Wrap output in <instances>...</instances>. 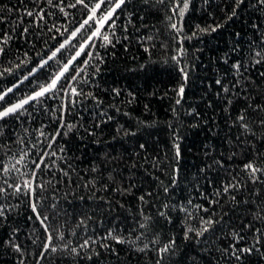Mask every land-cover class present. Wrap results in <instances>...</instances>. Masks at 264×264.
<instances>
[{
    "label": "trees",
    "instance_id": "1",
    "mask_svg": "<svg viewBox=\"0 0 264 264\" xmlns=\"http://www.w3.org/2000/svg\"><path fill=\"white\" fill-rule=\"evenodd\" d=\"M97 2L0 0V264H264V0Z\"/></svg>",
    "mask_w": 264,
    "mask_h": 264
},
{
    "label": "snow or ice",
    "instance_id": "2",
    "mask_svg": "<svg viewBox=\"0 0 264 264\" xmlns=\"http://www.w3.org/2000/svg\"><path fill=\"white\" fill-rule=\"evenodd\" d=\"M125 2H126V0H115L114 5L111 7V10L107 11V13L105 15H102L100 17L98 23L102 26L105 21L109 20L113 16V13L115 12V10L120 8ZM159 2L163 3V0H159ZM76 3L84 5V7H88V5L85 3V0H76ZM105 3L113 4V0H98V2L95 3V5L90 9V11L93 15H90L88 17V20H85L84 23L88 24L89 20L94 19V14L97 12V10L101 9L102 4H105ZM186 8H187V3L184 4V9H186ZM184 9L180 10L181 15L183 14ZM28 15H32V13L29 12ZM81 27H83V25ZM172 27L175 28L176 25L173 24ZM77 31H79V29ZM72 35L75 36L76 33H72ZM92 35L93 36L100 35V29L97 28V30L95 32H93ZM104 40L107 41L108 37L104 36ZM65 43H67V41ZM60 47L63 48L64 45L62 44ZM59 50L60 49H57V51H59ZM55 55H56V52H53L52 57H55ZM76 55L79 56L80 53L77 52ZM52 57H49V59H52ZM67 67L68 66L65 65V69H64L65 71H67ZM33 71H35V69ZM62 76H63V72L60 75L56 76V78L51 81V84L49 86L44 87L41 91L36 92L34 96H29L27 99H23V100L15 103V104H12L11 106L7 107L4 110H0V119L8 117L12 114H19V110L23 109L24 105L29 104V102L32 100H35L39 97L44 96L52 88H55V86L57 85L58 81L61 79ZM73 79H75V77H73ZM217 83H219V81H217ZM11 91H12V89H8V92H11ZM183 91H184V89H183V87H181L180 88V94H182ZM225 91H227V89H225ZM73 93L75 94V89H73ZM4 98H5V94H0V100H4ZM177 103H179V101H177ZM239 119L241 121H243L245 119V117L243 115H241ZM259 124L261 127H264V119H260ZM243 127L246 130L248 129L247 124H243ZM141 147H143V145H141ZM177 155H179L178 151H177ZM42 163H43V157L40 158V163H36V165H35L36 168H40ZM244 170L247 172L249 179H251L253 183L260 182V176L257 175L258 173L264 175V169L258 167L253 162H249V163L245 164ZM9 187H14V193L13 194L19 193L22 190L19 186L9 185ZM24 188L30 189V182H25ZM225 191L227 192L228 188H225ZM0 195L7 196L8 193H7L6 189L0 188ZM141 199H143V197H141ZM233 199H235V197H233ZM32 208H33V212H37L35 205H33ZM0 215H3L2 206H0ZM37 218H40L39 213H37ZM47 219H48V217H43L41 222L43 223L44 221H47ZM205 223H206V225H211L212 223H214V221L209 219ZM141 226L143 227V225H141ZM208 230H209L208 227H204L201 232L197 233V235L198 236L202 235L203 232H206ZM45 231H47V228H45ZM188 231H191V229H189ZM256 231L259 232L260 230L257 229ZM109 235H111V233ZM262 235H264V234H262ZM48 239L51 240V236H49ZM241 239H243V237H241ZM255 239H256L257 244L260 243V237L259 236H257ZM117 242L120 243L122 241L117 240ZM14 247H16V250L19 251L18 246H14ZM44 247H45V249H47L49 247V245L46 243L44 245ZM81 247H87V242H85L84 245H81ZM170 249H171V244L166 245L164 248L160 249V251L162 253H167L170 251ZM254 250L258 251L259 249H256L255 245H254L253 247L236 249L232 252V255L235 257V259L240 260L241 255L238 253L251 254ZM52 251H56V249L53 248ZM72 251L75 252V249H72ZM158 264H159V261H158Z\"/></svg>",
    "mask_w": 264,
    "mask_h": 264
}]
</instances>
